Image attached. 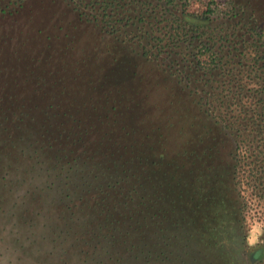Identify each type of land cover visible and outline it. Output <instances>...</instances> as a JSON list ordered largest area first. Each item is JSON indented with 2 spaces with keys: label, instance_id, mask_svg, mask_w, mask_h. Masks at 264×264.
Instances as JSON below:
<instances>
[{
  "label": "trees",
  "instance_id": "1",
  "mask_svg": "<svg viewBox=\"0 0 264 264\" xmlns=\"http://www.w3.org/2000/svg\"><path fill=\"white\" fill-rule=\"evenodd\" d=\"M73 1L75 20L58 21L44 40L30 39L35 42L30 47L21 44L29 40L24 25H12L17 42L9 51V68L14 82L20 71L27 73V91L22 92L27 102L48 84L57 86L63 80L58 73L68 72L70 63L113 64L129 52L147 59L174 55L169 75L175 80L146 94V111L45 106L40 109L44 118L33 127L37 141L29 140L32 130L21 131L27 135H20L25 148L17 158L31 151L28 170L35 179L42 177L38 172L42 163L46 166L47 151L59 146V155L43 170L54 175L64 194L58 207L52 205L57 219L42 225L46 253L59 254L64 263L67 254H74L75 264H264V245L253 250L249 245L252 200L245 194L264 188V141L257 142L258 135L264 138V94L257 98L254 123L245 122L246 117L234 124L224 89L218 92L210 84L225 75L228 65L239 66L247 49L254 53L255 66L264 68V0H230L224 19L247 28L252 38L246 46L241 39L237 50L232 39L225 40L227 31L214 27L209 11L185 6L190 0H166L171 6L166 30L159 26L160 15L145 6L152 0ZM18 4L10 0L2 11L11 13ZM2 32L5 40L8 32ZM185 81L191 87L189 81L200 83L204 91L198 96L200 90L192 89V103L182 113L169 101L176 84ZM48 187V181L36 186L40 191ZM73 188L75 196L68 194ZM15 237L20 244L11 246L13 253L28 241L35 244L25 234ZM26 250L28 263H38V250Z\"/></svg>",
  "mask_w": 264,
  "mask_h": 264
},
{
  "label": "rangeland",
  "instance_id": "2",
  "mask_svg": "<svg viewBox=\"0 0 264 264\" xmlns=\"http://www.w3.org/2000/svg\"><path fill=\"white\" fill-rule=\"evenodd\" d=\"M9 2L10 0H0V264H13L12 262L16 261L17 257L20 258L17 264H29L26 257V247L38 250L39 255L35 258L39 262L36 264H75L78 262V258L74 254L66 255L64 260L66 263L61 260L57 253L47 254L49 242L41 239L43 223H52L57 219L58 212L52 208V205L58 207L60 198L64 196L59 182L54 179V175L49 177L43 171L46 170L50 161L51 163L55 161H52L55 155H59L60 152L57 150L59 146H53L47 151V155H44V159L47 161L46 166L42 163L40 165L42 170L38 172L42 171L40 174L43 178L35 179L32 177L34 172L28 170L32 165V162L28 160L31 151L27 150V156L17 158V155L21 154L20 150L25 148L20 135H27L25 132L21 134V131H24L25 128L32 130L34 134L32 137L29 136V140L30 142L37 141V133L33 127H38L44 118L45 114L40 109L45 108V106L60 111L78 107L92 108L91 106L97 105H113L122 109L146 111L148 110L144 103L146 94L151 93L156 86H166L175 80L169 75V66L174 55L168 56L166 53H162L159 59H147L136 52H129L128 55L120 57L113 64H94L89 61L80 65L70 63L65 66L69 70L68 72L58 73V76H62L63 80L57 86L51 88V85L48 84L40 89L44 91L43 94L41 92L37 96L35 93L34 98L37 99L34 102H27V96L22 95L23 91H27V88L23 86L25 78L28 77L27 73L20 71L17 76L18 79L14 82V76L10 71L12 57L9 56V53L12 52L13 46L17 42L14 40L13 44L12 33L15 32L12 25L20 24L21 27L24 25V36L29 40L26 43L22 41L21 44L24 43L23 47H30L31 42L35 43L30 39H36L34 40L36 42L44 40L46 36L52 33L53 25L58 21L68 23L70 20H75L72 6L74 1L18 0L19 4L14 5L15 9L11 13L2 11L4 5ZM145 6H148L153 13L160 15L159 26L163 27L164 30L169 29L166 26L169 18L166 12L171 6L166 0L146 1ZM185 6L190 11L197 13L209 11L215 18L214 27L217 26L227 31V35L224 32L225 40L232 39L235 50L240 47L241 39L246 40L245 46L252 43L247 28L242 29L240 25L234 26L235 21L231 22L224 19L231 7L230 0H190L185 3ZM91 7H85V9L91 12ZM128 29L131 28L128 27ZM3 30L8 32L5 40L1 38ZM39 30L43 31L42 35L34 37V32L37 33ZM193 49L194 47H191L189 50L192 51ZM246 52L247 57L239 66L228 65L225 75H219L218 80L210 82V84L217 85L218 92L224 89L223 93H225V97L227 96L226 99H229L230 104L227 111L230 120L237 124L247 117L245 122L251 125L254 123V110H257L260 104L257 98L260 97V93L264 94V68L260 69L255 66L252 50L247 49ZM43 70L48 71L49 69L45 67ZM186 81L175 86L176 96L169 101V107L173 108L174 111L178 110L184 113L188 106L187 103L191 105L193 95L190 94L192 89H196L197 92L200 90L198 96L204 91L203 87H199L200 83L189 81L193 85L191 87ZM180 85H184V87ZM168 90L163 89L166 92ZM45 92L46 95H44ZM261 123L264 125V121ZM16 124L20 125L18 128L16 126L17 129H15ZM249 129L248 133L252 134L250 133L252 127ZM54 134L56 135L55 132ZM39 140L43 139L40 137ZM258 141L262 142L264 138L258 135ZM66 161L69 162L68 159ZM260 166L264 167V158L260 161ZM40 181H48V189L38 190L36 186L40 185ZM52 181L56 182L57 186H53ZM69 193L75 196L74 188ZM246 193L252 200L250 215L253 222H250L252 223V230L249 241L252 244L249 245L253 250L261 246L259 244L264 245V237L262 236L264 233V199L258 200V195L264 194V188L262 190L259 188L256 193L245 191ZM29 224L33 227H29ZM18 233L25 234L27 239H33L35 244L31 241L26 242V240L24 241L26 247H22L18 253H13L10 250L11 246L13 247L14 243L20 244L15 237V234ZM30 242L29 246L28 243Z\"/></svg>",
  "mask_w": 264,
  "mask_h": 264
}]
</instances>
